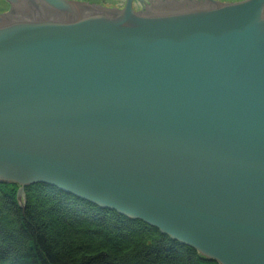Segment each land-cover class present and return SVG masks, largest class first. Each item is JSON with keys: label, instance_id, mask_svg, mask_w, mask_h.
Here are the masks:
<instances>
[{"label": "water", "instance_id": "water-1", "mask_svg": "<svg viewBox=\"0 0 264 264\" xmlns=\"http://www.w3.org/2000/svg\"><path fill=\"white\" fill-rule=\"evenodd\" d=\"M1 1L0 183L18 202L45 184L264 264V0Z\"/></svg>", "mask_w": 264, "mask_h": 264}, {"label": "trees", "instance_id": "trees-1", "mask_svg": "<svg viewBox=\"0 0 264 264\" xmlns=\"http://www.w3.org/2000/svg\"><path fill=\"white\" fill-rule=\"evenodd\" d=\"M0 183V264H218L139 220L41 183Z\"/></svg>", "mask_w": 264, "mask_h": 264}, {"label": "rangeland", "instance_id": "rangeland-1", "mask_svg": "<svg viewBox=\"0 0 264 264\" xmlns=\"http://www.w3.org/2000/svg\"><path fill=\"white\" fill-rule=\"evenodd\" d=\"M86 1H92V2H95V3H100V4H103L105 6H115V7H122L124 5V1L125 0H86ZM217 1H220V2H235V1H240V0H217ZM153 2V1H152ZM161 7V5H159V3H149L148 6H146V10L148 13L151 14V12L153 11L152 9L155 7ZM141 6L139 4H134V9L138 10L140 9ZM165 8V7H163ZM7 9V5L0 0V11H5Z\"/></svg>", "mask_w": 264, "mask_h": 264}, {"label": "bare ground", "instance_id": "bare-ground-1", "mask_svg": "<svg viewBox=\"0 0 264 264\" xmlns=\"http://www.w3.org/2000/svg\"><path fill=\"white\" fill-rule=\"evenodd\" d=\"M240 1H242V0H240ZM235 2H238V1H235ZM224 3H232V2H224ZM74 8H76L77 10H79V8H77V6L76 7H74ZM201 255V254H200ZM202 256V255H201ZM202 257H204V256H202ZM205 258V257H204Z\"/></svg>", "mask_w": 264, "mask_h": 264}, {"label": "flooded vegetation", "instance_id": "flooded-vegetation-1", "mask_svg": "<svg viewBox=\"0 0 264 264\" xmlns=\"http://www.w3.org/2000/svg\"><path fill=\"white\" fill-rule=\"evenodd\" d=\"M0 12H2V11H0Z\"/></svg>", "mask_w": 264, "mask_h": 264}]
</instances>
